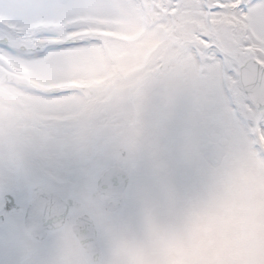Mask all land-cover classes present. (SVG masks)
I'll return each mask as SVG.
<instances>
[{"label":"snow or ice","instance_id":"snow-or-ice-1","mask_svg":"<svg viewBox=\"0 0 264 264\" xmlns=\"http://www.w3.org/2000/svg\"><path fill=\"white\" fill-rule=\"evenodd\" d=\"M135 2L161 44L100 87L38 88L5 61L63 79L106 38L0 25V88L35 106L0 98V264H175L204 227L238 249L184 264H264V0Z\"/></svg>","mask_w":264,"mask_h":264},{"label":"rangeland","instance_id":"rangeland-1","mask_svg":"<svg viewBox=\"0 0 264 264\" xmlns=\"http://www.w3.org/2000/svg\"><path fill=\"white\" fill-rule=\"evenodd\" d=\"M44 1L46 0H20V3L24 2L26 5L20 4L19 9L15 10L16 4L13 0H0V14L5 16L6 22H8L7 25L10 27L13 26L14 22L18 23L21 31H29L28 27L32 26L37 20H40L42 29H48L49 25L55 26L53 20H61L75 15H90L86 19L97 21L103 27H101L100 33H113L112 30H114L127 35L131 41L136 39L131 48L124 43L106 41L103 47L96 46L91 50H80L73 54L65 63V72L72 74L68 79L74 78V80L81 82L92 83L94 87H100L106 82L122 79L124 71L138 70V67L134 64H141V54L145 47L155 46L156 50L161 44V39L155 32L153 34L145 32L144 25L147 23V17L135 0H52L55 8L60 10L58 15L42 18L36 14H24L23 10L26 7L39 8L45 4ZM55 27L59 28V24ZM90 29L93 31L92 27ZM45 42L48 41H41V43ZM24 43L26 44L27 41H24ZM144 44L145 46H143ZM109 60H113L115 63L110 65ZM39 63L44 64L46 62ZM69 63H71L70 67L67 65ZM13 65L15 71L25 73L26 70L27 73L25 74L42 80L43 83L59 82L66 79L45 80L38 78V73L32 68ZM74 70L79 73V76H73L75 75ZM101 73L105 74L101 75ZM5 96L9 106H11L10 102L15 105L14 100H16L21 102V109L34 110V104L18 94L14 88H0V98ZM260 189L264 191V184L260 186ZM251 226L254 230L264 231V213H261L260 220L253 216ZM215 231L212 227L202 228L198 236L200 246L194 249H186L187 254H185L184 248H175L173 250L175 264H184L187 258H206L210 256L219 258L238 249L239 244L237 241L223 240Z\"/></svg>","mask_w":264,"mask_h":264}]
</instances>
